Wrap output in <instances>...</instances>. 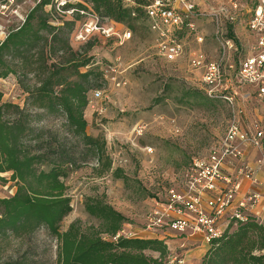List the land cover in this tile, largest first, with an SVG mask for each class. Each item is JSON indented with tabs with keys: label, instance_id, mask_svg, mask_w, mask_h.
<instances>
[{
	"label": "rangeland",
	"instance_id": "obj_1",
	"mask_svg": "<svg viewBox=\"0 0 264 264\" xmlns=\"http://www.w3.org/2000/svg\"><path fill=\"white\" fill-rule=\"evenodd\" d=\"M61 1L64 0H52L54 7L52 4L45 6L46 11L51 8L56 10L52 16L55 23L75 17L74 12L67 13L57 8ZM66 1L75 4L79 0ZM83 2L89 12L80 14L74 28L82 19L91 18L92 4ZM37 3L38 0H16L8 12L0 13V28L8 31L16 26L21 21V15L25 17ZM248 3L252 5V2ZM14 9H18L20 16ZM205 9L207 14L214 8L208 5ZM248 15L246 13L242 21H226L223 24L226 32L224 38L230 39L227 35L229 25L235 36L232 39L233 48L225 60L226 73L230 76L234 75L230 65L233 64L237 70L240 60L252 50L255 41L246 27ZM195 21L206 36L204 43L198 44L193 37L187 38L186 53L174 61L158 54L155 34L142 21L136 22L134 29L119 26V32L126 27L131 31V36L125 40L95 33L88 41L80 42L72 32L69 35L70 45L76 50H84L89 42L92 44L88 55L94 56L93 65L102 72L99 86L96 87L102 91V96L93 99V104H89L85 110L87 132L106 140L113 166L123 168L127 178H114L108 173L98 175L95 170L97 161L91 156L84 161L79 160V166L73 167L65 178L67 193L72 199V211L60 222L61 231L76 221L82 228L97 224L84 207V201L89 196L102 197L132 220L133 224L124 225L125 231L143 229L150 212L157 203L169 198L171 190L181 192L187 189L190 179L188 164H192L197 157L207 155L218 145L234 115L237 114L245 127H251L256 119L254 108L259 103L256 104L251 98L245 99L250 91L248 86L244 85L238 92L240 96L236 107L220 99L205 98L203 73L190 66V50L202 48L212 59L221 58L222 39L215 37L216 25L209 15H202ZM3 38L4 35L0 33V40ZM55 59L59 57L55 56ZM88 68L86 66L82 70ZM21 80L32 86L38 78L32 73L10 74L1 78L3 100L23 104L25 93ZM239 110L243 112L239 113ZM259 113L263 115V108ZM38 122L46 129L56 130L58 139L66 138L67 146L73 143L77 156L84 157L83 146H78L62 130L61 117H44ZM15 191L10 173H0V197L11 196ZM58 249L59 240L49 234L45 227H40L23 237L0 239V264H8L22 256H26V264H56ZM182 250L183 247L173 250L170 257L184 258ZM146 253L157 255L148 250Z\"/></svg>",
	"mask_w": 264,
	"mask_h": 264
},
{
	"label": "trees",
	"instance_id": "obj_2",
	"mask_svg": "<svg viewBox=\"0 0 264 264\" xmlns=\"http://www.w3.org/2000/svg\"><path fill=\"white\" fill-rule=\"evenodd\" d=\"M84 1L101 16L130 29L139 21L149 26L142 8L149 0H136L132 6L124 0ZM52 3L38 2L25 21L13 26L0 42V79L29 73L38 78L32 86L21 80L23 104L3 100L0 91V173H10L16 186L13 195L0 197V239L23 237L45 227L59 240L56 264H168L170 251L165 239L113 238L125 224L134 222L102 197L89 196L84 201L96 225L82 228L76 221L60 230V222L72 211L65 178L79 166V160L96 159L98 175L127 177L123 168L113 166L106 140L87 132L85 110L102 72L93 65L94 56L88 55L92 44L76 50L69 35L80 18L79 10H88V6L83 0L66 3L63 10L77 9L74 19L55 23L52 16L56 10L45 8ZM227 35L235 39L231 25ZM86 66L89 68L83 71ZM205 98L210 99L206 93ZM50 116L62 118V130L83 146V158L77 156L73 143L67 146L66 138L58 139L56 130L40 126L38 120ZM147 250L157 255L147 254ZM26 263L22 256L8 264ZM200 264H264V222L252 214L245 221L231 219L222 235L209 243Z\"/></svg>",
	"mask_w": 264,
	"mask_h": 264
},
{
	"label": "built area",
	"instance_id": "obj_3",
	"mask_svg": "<svg viewBox=\"0 0 264 264\" xmlns=\"http://www.w3.org/2000/svg\"><path fill=\"white\" fill-rule=\"evenodd\" d=\"M15 1L0 0V13L4 14L6 10L8 12ZM124 1L128 6L136 5L135 0ZM213 2L211 6L214 9L207 14L200 10L193 0H149L147 4L142 5L149 27L155 34L157 52L165 59L174 61L186 53L187 38L193 37L198 44L204 43L206 36L195 19L209 15L216 25L215 37L222 39V57L212 59L202 48L191 49L189 57L190 66L203 73L206 95L236 107L240 96L238 92L244 85L250 86L256 91L264 112V0H214ZM248 2H252V5L250 6ZM66 3V0L59 2L57 8L67 13L77 10L75 8L63 10ZM14 12L20 16L18 9H14ZM79 12L88 14L89 11L79 10ZM246 13L249 14L245 21L246 27L255 40L252 54L245 57L234 75L230 76L226 73L225 60L233 48V43L232 39L224 38L226 32L223 24L226 21L233 23L241 20ZM26 16L21 15V21L16 26L22 24ZM90 16L89 19H82V22H78L74 28L72 35L77 41H88L95 33L104 34L106 37L116 36L122 40L131 36V31L127 27L119 32V26L125 25L116 23L112 18L103 17L94 10L91 11ZM0 33L5 38L9 30L0 28ZM117 84L120 85V82ZM92 93L90 105L93 104V99L102 96L100 89H94ZM251 95L252 93L248 92V97L245 99H249ZM241 112L243 111L239 110V113ZM236 115L229 122L218 145L207 155L197 157L192 164L190 163L187 189L181 192L171 190L169 198L165 202L157 203L150 212L143 229L130 231L122 229L113 237L114 239L120 235L145 238L147 234L158 235L168 231L180 234L200 231L209 244L214 238L222 235L231 219L245 221L248 218L251 214L250 207L262 196L259 192L247 194L236 207L231 209L227 224L225 226L219 224L220 218L229 212L236 194L241 189V182L228 174L225 167L234 161L244 162V146L249 145L264 150V113L263 119L255 121L251 127H245ZM261 162L264 163V153ZM239 171L249 178L254 172L247 163H243ZM221 183L225 186L221 187ZM260 220L264 222L263 219ZM168 263L183 264L184 258L169 257Z\"/></svg>",
	"mask_w": 264,
	"mask_h": 264
},
{
	"label": "crops",
	"instance_id": "obj_4",
	"mask_svg": "<svg viewBox=\"0 0 264 264\" xmlns=\"http://www.w3.org/2000/svg\"><path fill=\"white\" fill-rule=\"evenodd\" d=\"M214 0H193L194 3L197 4L200 10L206 11L205 6L208 5L211 6L213 4ZM243 18L240 20L242 21ZM206 38V37H205ZM207 53V52H206ZM252 54V50L246 54L241 61ZM208 55V54H207ZM209 56V55H208ZM211 58V57H210ZM240 64L238 65L239 68ZM230 68L236 71L234 69L233 64L230 65ZM237 68V69H238ZM250 91L252 93L251 99H254L258 104L254 109L256 110L253 115H256L253 121L261 120L263 119V115H260L259 111L260 108L262 110V105L258 100L256 91L253 90L250 86ZM252 123V125H253ZM264 153L263 149L254 148L252 146H244V162L240 161H234L229 163L225 170L228 174L232 175L234 178H237L241 182V189L236 194L233 204L231 208H229V212L225 214L224 217L220 218L219 224L221 226H225L227 224V218L230 215L231 209L236 207V205L249 193L253 192H259L262 194L260 200L253 206L250 207V213L253 215L258 216L260 219L264 220V163L261 162L262 155ZM243 163H247L253 170V176L247 177L243 172H240L239 169L243 165ZM221 187L225 186L224 183H221ZM155 234H147L145 237L150 238H161L165 239V242L168 245V249L170 253L173 252V250L178 249L180 247H183V255H184V264H200L201 259L207 249L209 248V244L204 239V235L202 232H186V233H177L174 234L172 231H168L165 234H158L157 236H154ZM144 238V237H143Z\"/></svg>",
	"mask_w": 264,
	"mask_h": 264
}]
</instances>
